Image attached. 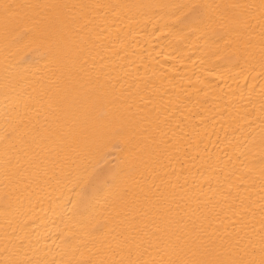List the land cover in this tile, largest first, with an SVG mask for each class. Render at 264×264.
<instances>
[{"label": "bare ground", "instance_id": "1", "mask_svg": "<svg viewBox=\"0 0 264 264\" xmlns=\"http://www.w3.org/2000/svg\"><path fill=\"white\" fill-rule=\"evenodd\" d=\"M0 264H264V0H0Z\"/></svg>", "mask_w": 264, "mask_h": 264}]
</instances>
